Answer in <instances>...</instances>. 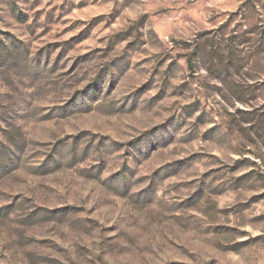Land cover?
<instances>
[{
    "label": "rangeland",
    "instance_id": "374dc122",
    "mask_svg": "<svg viewBox=\"0 0 264 264\" xmlns=\"http://www.w3.org/2000/svg\"><path fill=\"white\" fill-rule=\"evenodd\" d=\"M0 264H264V0H0Z\"/></svg>",
    "mask_w": 264,
    "mask_h": 264
}]
</instances>
